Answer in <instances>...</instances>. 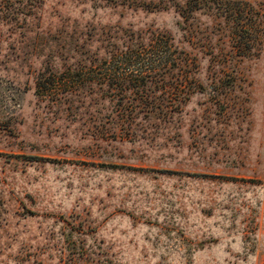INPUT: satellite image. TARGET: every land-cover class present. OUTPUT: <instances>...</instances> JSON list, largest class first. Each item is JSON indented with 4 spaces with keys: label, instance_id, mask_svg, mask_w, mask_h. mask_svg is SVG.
Wrapping results in <instances>:
<instances>
[{
    "label": "rangeland",
    "instance_id": "obj_1",
    "mask_svg": "<svg viewBox=\"0 0 264 264\" xmlns=\"http://www.w3.org/2000/svg\"><path fill=\"white\" fill-rule=\"evenodd\" d=\"M0 264H264V0H0Z\"/></svg>",
    "mask_w": 264,
    "mask_h": 264
},
{
    "label": "trees",
    "instance_id": "obj_2",
    "mask_svg": "<svg viewBox=\"0 0 264 264\" xmlns=\"http://www.w3.org/2000/svg\"><path fill=\"white\" fill-rule=\"evenodd\" d=\"M122 39H120L119 41H121ZM143 40V39H142ZM125 43V42H124ZM124 43L120 44L118 48H116L115 51H109L106 56L107 57H99L96 58L97 61H99L100 63L106 65H115V66H120L121 64L124 65H137L139 66L138 70H141L142 68H144L146 66V68L150 67L149 69L151 70H157V69H161V68H166V66H168V55L167 57H159L158 59H156L155 57L148 59V60H144V61H140L142 59V53L141 50H143V42H140V46H137L135 44V42H132L128 45H125ZM166 55V54H165ZM110 58L112 61V63L105 64L106 63V59ZM145 64V65H143ZM148 66V67H147ZM120 69V68H118ZM114 71H116V68L113 69ZM144 82V81H143ZM109 83H111L113 87V85H117V80L116 79H110L107 83V86L109 85ZM104 84V83H102Z\"/></svg>",
    "mask_w": 264,
    "mask_h": 264
}]
</instances>
